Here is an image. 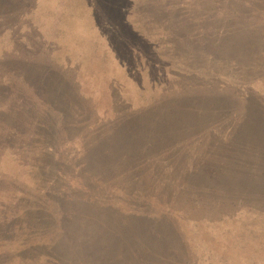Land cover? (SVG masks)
Here are the masks:
<instances>
[{"label":"rangeland","instance_id":"1","mask_svg":"<svg viewBox=\"0 0 264 264\" xmlns=\"http://www.w3.org/2000/svg\"><path fill=\"white\" fill-rule=\"evenodd\" d=\"M5 2L0 264L93 263L81 249L98 246L125 251V260L153 253L149 264H264V121L257 117L264 109V0ZM125 35L131 41L120 50ZM224 36L237 45L219 43ZM30 47L34 62L65 68L56 70L77 85L65 114L48 109L51 98L40 104L30 93L35 74L17 69L22 61L13 49ZM17 94L30 101L21 105ZM136 110H143L136 135L154 156L136 169L142 182L127 186L129 176L115 172L100 182L93 162L117 157L99 158L93 153L101 148L87 143L104 133L101 144L115 150L114 134L122 140L126 132L110 125ZM60 116L70 123L66 137ZM45 122L53 123L46 139ZM134 140L127 143L143 146ZM85 145L93 150L87 161ZM129 216L159 218L153 223L163 231L154 237L145 221ZM168 226L172 237L163 234ZM56 245L69 252L59 255Z\"/></svg>","mask_w":264,"mask_h":264},{"label":"trees","instance_id":"2","mask_svg":"<svg viewBox=\"0 0 264 264\" xmlns=\"http://www.w3.org/2000/svg\"><path fill=\"white\" fill-rule=\"evenodd\" d=\"M14 1H22V0H14ZM0 2H2L1 6H3V7L7 6L6 5L7 2L4 3V0H0ZM103 3H104V1H103ZM111 5H112V8L116 12H117V9L120 10V7L117 6V3H115V1H113V3H111ZM10 6H12V5H10ZM7 9L8 8L5 7V9L2 12L7 14V12H5V10H7ZM122 9H123V7L121 8L120 11H122ZM10 11H12V9H10ZM111 15L114 16L113 14H111ZM114 18H115V16H114ZM114 20H116V18ZM111 26H113V22H112ZM116 26H118V25L115 24V26L113 28L116 29V31H121V28H117ZM120 26L122 27L123 25L120 23ZM118 33H120V32H118ZM117 36H118V38H121L122 34H118ZM241 36H242L241 39H242V41L244 40V42L246 44L245 46L247 47V49L249 47H251L250 43L248 41H245L246 35H241ZM125 37H127V39L124 38L123 41L118 42L119 44L117 46H118V48H120V50H121V48L125 47V44L128 45L129 42L131 41L130 38L128 37V35H125ZM131 37L133 38L134 35L131 34ZM195 38L196 37H194V38L192 37L193 41L196 43ZM223 42L227 43V48H229L231 46L234 47L237 45L235 42L232 41L231 36H228V37L224 36L223 39H221L219 41V43L223 44ZM30 49H31V51L28 53L25 51H23V52L20 51L21 53H19V50L13 49L14 53H16L17 55H20L19 59H21V61H22L21 63H17V69L23 70L24 67L27 69L29 67L30 71L35 74L36 84H33L32 88H34V90L32 91L30 89V93L31 94L35 93L36 98L40 102V104L42 101L41 98H49V99L51 98L53 102L51 105L48 106V109H51V110L57 109L60 112V114H63V113L65 114V107L64 106L68 102L76 101V97L74 94L76 93V90H77L76 86L77 85L74 84L72 81H69L68 79L64 78L63 74L61 75L60 74L61 72H57V70H56V69H58L59 71H61V69H65V68H62L61 66H58V68H54L55 66L51 63H48V62L45 63V66L43 63L41 65L40 63L34 62L36 60L33 56V53H34L33 50H35V47H30ZM21 54H24V56ZM14 57H16V56H14ZM22 57H23V59H22ZM38 64H40V65L37 66ZM34 85H36V87ZM48 95H51V96H48ZM17 96H18V94L16 95V97ZM17 99H18V101L21 102V105L27 104L30 101L29 99H28L29 101H27V100H24L23 98H20V97H17ZM81 99H83V97H81L79 99V101H81ZM217 104H218V102H217ZM260 105H259V113L257 114V117L261 118L260 119L261 121L259 120V122H263L264 121V109H262V107H260ZM79 108L81 110V107H79ZM187 109H189V107H187ZM153 110H154V108L152 107V108H150L149 111H153ZM142 111L143 110H136L133 112V114H130L127 116L128 117L127 121L125 119L122 120V118H119L110 125V127L112 126L111 127L112 131H116L117 133H118V131L121 133L126 132V134L122 135V140L120 138V133H119V135L112 133L116 136V139H117L115 141V143L114 142L112 143V147H116L115 150L107 151V149L101 144L102 143L101 138H102L104 133L99 134L98 136L96 134V137L94 138V136H93V138L90 140V142L87 143L89 145V148L90 147L93 148L94 147L93 145H95V144H96L95 147L101 148L100 151H96L93 153V155L97 154V156H99V158L106 159L107 157H109V158L117 157L116 159L113 158L112 161H109L107 163H105L106 160H102V159L97 158V161L93 162V163H95L96 165H99L100 169H99L98 173H96V175L93 176V178L95 177L101 182V180H108L109 178H114V177H112V174H113L112 172H115V174H117L119 176V178H122V179L124 178V180L126 177L129 176L128 180H127L128 184H126L127 186H129L131 183L136 184L138 182L139 183L142 182L143 172L141 170H139L140 174H138V170L136 171V169L140 165L141 162H144V160H151L152 159L151 157H154L153 155H151L147 152L146 145L144 146L143 142L140 141L139 137L136 135V127L139 124V120L136 119L135 117H137L136 115ZM48 117L49 116L47 115V118ZM55 118L57 119V116ZM59 121H60L59 131H62V133L64 134V137H66L67 136L66 134L69 131L70 123L66 122V119H64L62 116L59 117ZM47 122H49V121H47ZM30 124H34V123L30 122ZM45 124H46V127L45 126L44 127L43 126H37V128L43 127L44 129H46V134H44V138L46 139V137L49 136L50 132H51V134H53V131L49 129L50 123L48 124L45 122ZM50 125L52 126L53 123ZM107 132H109V130ZM130 138L135 139L136 141L135 140L134 141L136 142V144H141L143 146L139 147V145H137V147H136L135 145H133L129 142H128L129 143L128 144L127 140ZM116 142H117V144H116ZM126 144L128 146H126ZM85 147L87 150L86 151L83 150V151H84V154L86 153L85 158L87 161L88 160L87 156L89 154H91L93 150L92 149L88 150L89 148L87 145H85ZM116 153L117 154L119 153V155H117ZM164 154L167 156V159L172 157L170 152L167 151V149H164ZM138 160H139V162H138ZM128 161L130 163L132 162V166L130 168L126 167ZM85 165H86V167H88L87 162H85ZM190 168L193 169L194 167H190ZM86 169L89 170L88 168H86ZM135 171H136V174L133 173ZM83 173H84L86 179H90V176H92L87 172H83ZM85 182H87V181H85ZM70 193L71 192L68 191L63 196H65L66 199L70 200V199H72L71 198L72 195ZM108 209H110V208H108ZM127 219H128V221H131V222L133 221L132 223H135V222L137 223V221H145L144 222L145 225L149 226V229L151 230V234L154 237H156L155 234L157 232L163 231L161 229V226H159L157 223H153L154 221H157L159 218L157 220H155V219L153 220V219L148 218V217H146V218L142 217L141 218L138 216H129V217H127ZM162 219H165V218H162ZM169 223L170 222L167 221V224H169ZM156 224H157L158 228L156 227ZM163 224H164V222H163ZM165 226H167V225H165ZM174 227H173V230H176V232H173L174 236L176 238L181 237V240H182V234H180L181 232L179 231V229L175 225H174ZM165 228H166L165 233H163V234L167 235L168 237H172L171 228L169 226L165 227ZM182 242H183V240H182ZM36 246H38V245H36ZM58 246L56 245V249L54 251L55 252L58 251L59 255H60V253L64 255V254H66V252H69V250L66 249V247H64L62 245L59 247ZM98 247L100 248V249L98 248V250L96 249V247H95V249L91 248V249H86V250H83L80 248L81 251L88 252L90 255L95 256L94 258H91L93 263H90L89 261L85 260L83 262V264H149L150 263L149 257L151 254H153V253H145V252L144 253L131 252L130 256L132 258H130L129 260H125L124 254L126 252L123 250L119 251L116 255H114V254H110V252L108 250H106L105 246L103 248L100 246H98Z\"/></svg>","mask_w":264,"mask_h":264}]
</instances>
